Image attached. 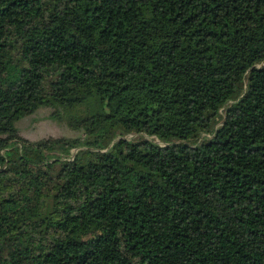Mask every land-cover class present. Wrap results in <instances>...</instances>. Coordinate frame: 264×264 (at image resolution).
Here are the masks:
<instances>
[{
	"label": "trees",
	"instance_id": "obj_1",
	"mask_svg": "<svg viewBox=\"0 0 264 264\" xmlns=\"http://www.w3.org/2000/svg\"><path fill=\"white\" fill-rule=\"evenodd\" d=\"M0 264H264V0H0Z\"/></svg>",
	"mask_w": 264,
	"mask_h": 264
},
{
	"label": "rangeland",
	"instance_id": "obj_2",
	"mask_svg": "<svg viewBox=\"0 0 264 264\" xmlns=\"http://www.w3.org/2000/svg\"><path fill=\"white\" fill-rule=\"evenodd\" d=\"M52 108L50 106H40L35 111L21 117L17 122L18 133L30 140H37L47 136H79L82 131L70 127L65 121L50 117ZM144 133L134 132L127 134V138H140ZM75 149L73 150V152Z\"/></svg>",
	"mask_w": 264,
	"mask_h": 264
}]
</instances>
